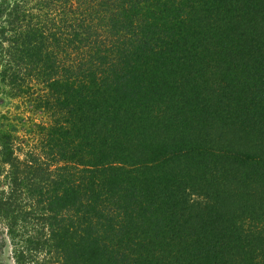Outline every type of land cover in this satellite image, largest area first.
Masks as SVG:
<instances>
[{
  "label": "trees",
  "instance_id": "16d2710c",
  "mask_svg": "<svg viewBox=\"0 0 264 264\" xmlns=\"http://www.w3.org/2000/svg\"><path fill=\"white\" fill-rule=\"evenodd\" d=\"M225 1L0 0V77L18 92L24 74L43 84L32 100L50 119L36 126L42 155L21 163L1 143L15 264H264V51L211 26ZM244 55L253 77L222 88L238 103L250 93L222 112L246 124L254 150L211 157L204 139H188L213 127L198 84L220 63L239 75L232 62ZM156 131L184 139L157 144ZM232 180L238 191L226 194Z\"/></svg>",
  "mask_w": 264,
  "mask_h": 264
},
{
  "label": "rangeland",
  "instance_id": "374dc122",
  "mask_svg": "<svg viewBox=\"0 0 264 264\" xmlns=\"http://www.w3.org/2000/svg\"><path fill=\"white\" fill-rule=\"evenodd\" d=\"M216 1L218 2V0ZM263 1L264 0H238L236 3H233L230 2V0H226L223 6H216L217 9L211 15V17L215 18L210 21H216L217 23H212L211 26L213 28L222 29L229 27V45L237 41L239 44L235 43L234 45H241L243 48L256 46L259 47L261 51H264V36L261 35L262 31L264 30ZM34 9L35 8H31V12H35ZM1 19H3V17L0 18V24H3ZM197 27L203 29L202 26ZM5 36L11 38L12 36H14V34L12 31H6ZM258 36L259 42L257 38ZM1 44L3 46L8 45L7 41H3ZM252 49L255 48L252 47ZM247 62L248 57L246 55L242 56L241 62H232V67H235V70L239 69L241 64L243 65L241 66L240 74H237L235 77H226V74L222 75L224 73V70H226V67L228 69L229 67L226 63H220L223 65V69H221L218 73L217 70L216 74L214 75H205L203 73L201 79L204 83H197L199 85V88L204 91L206 96H208L206 105L208 110H210L211 112L209 117H206L203 123L206 126L213 124V127L211 129H208L204 126L200 127V125L195 126L193 129V133L195 131L196 132L193 135L190 134L188 136V139L190 141L198 142H202L201 140L204 139L205 142L202 143H204L207 147V150H205V152H208V150H210L209 153L211 157L215 154L222 155L225 153L228 158H230L229 156L235 155L237 156V158L243 159V154L253 153L254 147L252 144L254 143V137L249 136V133H247V130H245V128H247L246 124L244 123L243 128L239 130L238 127L240 121H231L228 118H224V113L222 112V109H225V104H228V101L226 102L227 98H232L234 103L237 106H240L245 101V98L248 97V94L250 92H240L239 94L242 97L239 98L238 103L234 98L236 94L231 97L229 96V93L225 92L226 89L222 88L228 84L227 82L229 80L230 82H235L238 85H245V83L247 84V80L253 77L251 72L256 70L249 68V64L253 62L252 58L249 59V63ZM209 63L213 62L209 61ZM4 64V56L1 54L0 69L1 65ZM262 69L263 65L258 68L257 71H262ZM24 75L26 76V79H29L27 82L29 86L23 87V90L20 92H18L17 90L14 91L13 88H11L9 84H7V79L3 80L0 77V149L1 143L4 142L5 139H7L10 143V147L12 148L13 156L16 157V161H19L21 163L24 162L25 157L29 158L32 155H42V152L39 150L40 133L37 132L36 126L38 124L47 125L50 121L48 115L39 107H36L32 100L35 96L34 94L45 91L46 87L41 83L34 82L29 78L30 76L26 74ZM235 90L240 91L244 89L236 87ZM175 105H177V103H175L174 106ZM211 108L213 111L211 110ZM241 110H248V112L252 113V111L248 107V99L247 106L243 104ZM250 119L252 122H255L254 125L256 128L260 126V119L256 120L254 116H251L249 120ZM148 135L151 137V140H154V142L157 140V144H160V140L166 139L169 145H174L178 141H182L184 139H179L176 135L169 139L165 136H160L157 131L155 132V137L152 135V132L148 133ZM169 136H171V134H169ZM186 143L187 141H185L184 144ZM155 163L156 161L152 162L150 165H148V167H152ZM19 167V169H21L20 164ZM22 169L24 172V167H22ZM8 171V165H6L0 158V197L2 198L7 192V187H9V182L7 181ZM232 181V185L229 184L230 187H222V191H224L226 194H231L238 191V187H234L238 183V181ZM15 198L17 201L19 200L18 204L21 202H26L24 194H21L19 197L16 196ZM191 200H193L194 202L199 201L200 203H202L203 198H201V196H197L192 191V194H190L188 198V201ZM68 212L70 213V209ZM7 223V220H2L0 218V264H15V262L13 261L11 246L9 245V241L5 232ZM20 234L22 235V232ZM44 257H46L44 263L46 264L48 255Z\"/></svg>",
  "mask_w": 264,
  "mask_h": 264
}]
</instances>
